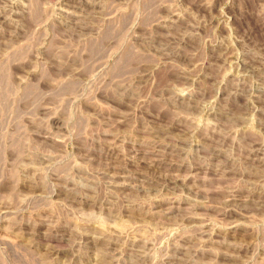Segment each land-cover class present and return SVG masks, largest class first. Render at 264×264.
<instances>
[{
  "label": "rangeland",
  "instance_id": "rangeland-1",
  "mask_svg": "<svg viewBox=\"0 0 264 264\" xmlns=\"http://www.w3.org/2000/svg\"><path fill=\"white\" fill-rule=\"evenodd\" d=\"M0 264H264V0H0Z\"/></svg>",
  "mask_w": 264,
  "mask_h": 264
}]
</instances>
